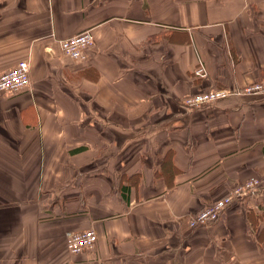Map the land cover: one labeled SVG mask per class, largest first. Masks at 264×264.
<instances>
[{
	"label": "crops",
	"instance_id": "0c3cea01",
	"mask_svg": "<svg viewBox=\"0 0 264 264\" xmlns=\"http://www.w3.org/2000/svg\"><path fill=\"white\" fill-rule=\"evenodd\" d=\"M87 28V59L64 55ZM20 60L30 84L0 90V264H264V187L187 218L264 183V96L181 102L264 79V0H0V72Z\"/></svg>",
	"mask_w": 264,
	"mask_h": 264
},
{
	"label": "built area",
	"instance_id": "2783aa9c",
	"mask_svg": "<svg viewBox=\"0 0 264 264\" xmlns=\"http://www.w3.org/2000/svg\"><path fill=\"white\" fill-rule=\"evenodd\" d=\"M93 35L91 29H83L80 32L69 37L58 40V44L67 55L79 61L87 59V48L91 45ZM26 61L20 60L10 69L0 72V90L15 91L30 84ZM206 70L202 64L193 69V75L203 77ZM231 95H257L264 96V79L246 84L238 89L215 88L202 91L183 97L182 104L186 109L209 105L225 99ZM262 181L258 178H252L235 185L230 191L221 197L205 205L194 214L189 215L188 225L191 228L208 227L216 222L227 207L234 202L241 201L245 197L256 196L260 194L264 187ZM93 229L68 233L66 236V249L71 253H79L84 249L91 247L96 241V235Z\"/></svg>",
	"mask_w": 264,
	"mask_h": 264
}]
</instances>
